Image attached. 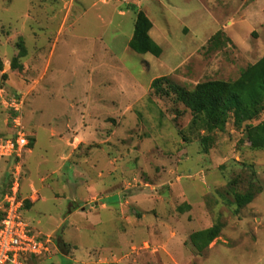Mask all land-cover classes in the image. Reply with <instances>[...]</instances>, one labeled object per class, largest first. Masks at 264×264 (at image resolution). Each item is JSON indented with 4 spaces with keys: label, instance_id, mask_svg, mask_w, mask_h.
<instances>
[{
    "label": "rangeland",
    "instance_id": "374dc122",
    "mask_svg": "<svg viewBox=\"0 0 264 264\" xmlns=\"http://www.w3.org/2000/svg\"><path fill=\"white\" fill-rule=\"evenodd\" d=\"M138 11L158 58L129 48ZM263 57L264 0H0V138L21 94L30 142L0 159V198L15 176L24 220L66 245L19 264H264V151L151 88L235 81ZM216 223L199 253L191 236Z\"/></svg>",
    "mask_w": 264,
    "mask_h": 264
},
{
    "label": "trees",
    "instance_id": "16d2710c",
    "mask_svg": "<svg viewBox=\"0 0 264 264\" xmlns=\"http://www.w3.org/2000/svg\"><path fill=\"white\" fill-rule=\"evenodd\" d=\"M152 27L153 24L148 16L144 12L138 11L129 48L137 54H149L158 58L163 51L150 36ZM21 54L23 57L26 55L24 47H21ZM169 82L166 78L156 79L151 88L163 96L175 94L178 101L191 111L192 125L198 124L207 133H213L225 131L229 122H232L236 129H242L251 150L264 151V120L259 121L264 113V57L256 64L243 70L235 81H207L198 84L194 90H186L169 84ZM165 83H167L166 86ZM12 119L13 117H10V125H13ZM256 121L258 123L254 124ZM210 141L211 139L208 137L203 138L207 153L210 151ZM13 183L14 179L12 178L8 192L4 197L10 193ZM234 184L236 183L234 182ZM251 184V188L245 193L233 192L237 214L240 209L249 205L255 198V182L252 181ZM2 219L3 214L0 213V222ZM221 231L222 225L216 223L208 229L194 233L190 240L195 249L202 253L219 238ZM58 247L63 250L66 245L59 241Z\"/></svg>",
    "mask_w": 264,
    "mask_h": 264
},
{
    "label": "built area",
    "instance_id": "2783aa9c",
    "mask_svg": "<svg viewBox=\"0 0 264 264\" xmlns=\"http://www.w3.org/2000/svg\"><path fill=\"white\" fill-rule=\"evenodd\" d=\"M25 98L21 94L9 101V110L13 113V133L9 138H0V159L21 158L29 147V138L22 122V108ZM16 174H22L19 170ZM10 193L0 200V264H19L29 257H46L58 247L52 237L36 235L24 220V203L20 199V183L13 177Z\"/></svg>",
    "mask_w": 264,
    "mask_h": 264
},
{
    "label": "crops",
    "instance_id": "0c3cea01",
    "mask_svg": "<svg viewBox=\"0 0 264 264\" xmlns=\"http://www.w3.org/2000/svg\"><path fill=\"white\" fill-rule=\"evenodd\" d=\"M12 133H13V131H12ZM12 136V135H11ZM3 187V185H1V188ZM3 189V188H2ZM2 189H1V191H2ZM20 190H21V185H20ZM20 193V192H19ZM0 200H1V198H0ZM100 207V209L101 210H104L105 209V206H104V204H102V203H99V204H96V207ZM72 213V212H71ZM40 236H42V237H50L49 235H44V234H39ZM59 243V242H58ZM57 245V244H56ZM57 252H59L58 250H57Z\"/></svg>",
    "mask_w": 264,
    "mask_h": 264
}]
</instances>
